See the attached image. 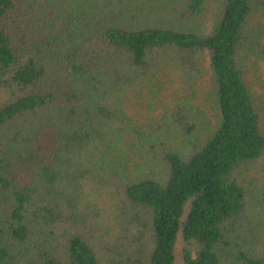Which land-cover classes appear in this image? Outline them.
<instances>
[{
  "label": "trees",
  "instance_id": "16d2710c",
  "mask_svg": "<svg viewBox=\"0 0 264 264\" xmlns=\"http://www.w3.org/2000/svg\"><path fill=\"white\" fill-rule=\"evenodd\" d=\"M257 78L264 0H0V264H264Z\"/></svg>",
  "mask_w": 264,
  "mask_h": 264
},
{
  "label": "rangeland",
  "instance_id": "374dc122",
  "mask_svg": "<svg viewBox=\"0 0 264 264\" xmlns=\"http://www.w3.org/2000/svg\"><path fill=\"white\" fill-rule=\"evenodd\" d=\"M258 78L256 80V82L254 83L253 87H254V91L259 95L261 96L260 100L261 102L263 103V106H264V90L261 88V85L262 83L259 81L258 82ZM202 90H203V94L205 95L208 91H209V81L207 80H203L202 81ZM203 99H204V96H203ZM262 167H263V164L261 163H258L256 166H250V167H247V170L245 171L248 175V179L245 180V175L243 176L241 173H240V178H242V180L247 184L249 185V187H251L252 190H254L255 193H259V191H255L256 190V187L258 186L259 188H264V184H262V180L264 178V174L262 173ZM257 175H260V178H257ZM256 179H261V183H260V180H256ZM261 192V191H260ZM183 246H184V242L182 239H179L178 241V246H177V260H176V263L175 264H185L184 260H183V257H182V249H183Z\"/></svg>",
  "mask_w": 264,
  "mask_h": 264
}]
</instances>
